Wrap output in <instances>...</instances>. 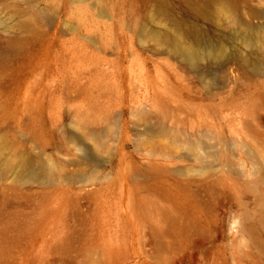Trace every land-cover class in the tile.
Here are the masks:
<instances>
[{
  "label": "rangeland",
  "instance_id": "rangeland-1",
  "mask_svg": "<svg viewBox=\"0 0 264 264\" xmlns=\"http://www.w3.org/2000/svg\"><path fill=\"white\" fill-rule=\"evenodd\" d=\"M0 264H264V0H0Z\"/></svg>",
  "mask_w": 264,
  "mask_h": 264
},
{
  "label": "bare ground",
  "instance_id": "bare-ground-1",
  "mask_svg": "<svg viewBox=\"0 0 264 264\" xmlns=\"http://www.w3.org/2000/svg\"><path fill=\"white\" fill-rule=\"evenodd\" d=\"M162 39L168 43L173 45L177 50H183L184 52L189 51L187 46L181 44L180 37L172 34L171 32H167L162 36ZM190 48V47H189ZM43 171H47V168H44Z\"/></svg>",
  "mask_w": 264,
  "mask_h": 264
}]
</instances>
